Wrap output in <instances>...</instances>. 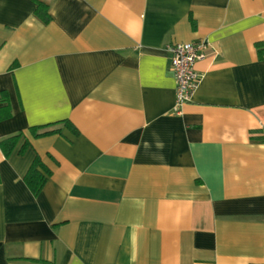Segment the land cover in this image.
I'll return each instance as SVG.
<instances>
[{"label": "crops", "instance_id": "obj_1", "mask_svg": "<svg viewBox=\"0 0 264 264\" xmlns=\"http://www.w3.org/2000/svg\"><path fill=\"white\" fill-rule=\"evenodd\" d=\"M197 41L175 113L166 46ZM257 44L264 0H0V140L23 131L0 150V264H264Z\"/></svg>", "mask_w": 264, "mask_h": 264}, {"label": "trees", "instance_id": "obj_2", "mask_svg": "<svg viewBox=\"0 0 264 264\" xmlns=\"http://www.w3.org/2000/svg\"><path fill=\"white\" fill-rule=\"evenodd\" d=\"M36 7L34 9V14L44 23H48L51 19L50 14L48 12V6L40 1H36ZM259 47V55L262 56L264 50L260 49V44H257ZM11 116V108L9 105L8 94L6 91H0V120L9 118ZM63 123L69 127H72L69 121H63ZM50 125H42V126H33L29 128V132L33 137H40L44 135H48L51 133L58 132V129L44 130L39 131L40 129L46 128ZM23 131H19L13 135H10L6 138L0 140V150L5 157L9 156L10 153L15 148L18 140L22 136ZM28 141L26 140L21 148V150L28 146ZM50 174V171L45 167L42 163L40 157L35 156L33 162L29 166L23 180L26 186L29 188L31 193L36 196L44 186L47 178Z\"/></svg>", "mask_w": 264, "mask_h": 264}, {"label": "built area", "instance_id": "obj_3", "mask_svg": "<svg viewBox=\"0 0 264 264\" xmlns=\"http://www.w3.org/2000/svg\"><path fill=\"white\" fill-rule=\"evenodd\" d=\"M170 56V67L175 79V104L173 111L180 113L183 104L191 100L201 76L195 65L206 56L207 43L176 42L166 46Z\"/></svg>", "mask_w": 264, "mask_h": 264}]
</instances>
